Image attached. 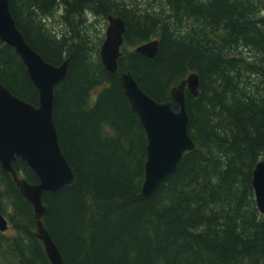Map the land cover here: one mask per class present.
<instances>
[{
	"label": "trees",
	"instance_id": "16d2710c",
	"mask_svg": "<svg viewBox=\"0 0 264 264\" xmlns=\"http://www.w3.org/2000/svg\"><path fill=\"white\" fill-rule=\"evenodd\" d=\"M10 10L48 62L69 60L54 121L74 181L43 195V221L66 264H264L253 185L264 158V0H11ZM109 14L126 21L116 74L100 56L98 18ZM152 39L154 58L135 52ZM127 71L175 110L172 88L200 77L198 96L186 90L197 147L149 197L141 196L148 139L120 80ZM0 81L39 105L26 65L1 39ZM14 166L39 182L23 159ZM0 209L13 230L0 231V264H52L33 205L1 163Z\"/></svg>",
	"mask_w": 264,
	"mask_h": 264
},
{
	"label": "water",
	"instance_id": "95a60500",
	"mask_svg": "<svg viewBox=\"0 0 264 264\" xmlns=\"http://www.w3.org/2000/svg\"><path fill=\"white\" fill-rule=\"evenodd\" d=\"M10 1L0 0V39L13 47L26 65L33 84L39 90V105L18 97L0 81V163L12 175L21 194L33 205L37 236L42 240L51 263L66 264L45 227L43 218L47 207L43 195L58 191L74 181V171L63 153L54 121L55 87L65 79L69 60L56 65L34 49L17 26ZM107 20L100 56L108 71L116 74L119 58L123 54L126 21L113 14H109ZM159 45V39H152L134 50L154 58ZM120 80L147 134V160L141 196L149 197L177 170L184 154L197 147L189 132L186 90L198 96L200 77L197 72H192L172 88L178 110L173 108L172 101L160 102L150 96L132 72H122ZM19 158L35 171L38 183H31L20 176L14 166ZM253 185L258 206L264 213V158L254 170ZM9 227V220L0 209V231L6 232Z\"/></svg>",
	"mask_w": 264,
	"mask_h": 264
},
{
	"label": "rangeland",
	"instance_id": "374dc122",
	"mask_svg": "<svg viewBox=\"0 0 264 264\" xmlns=\"http://www.w3.org/2000/svg\"><path fill=\"white\" fill-rule=\"evenodd\" d=\"M59 16H60V10L59 12L55 13L54 16H52V18L50 19L49 21V26L52 27L53 29H56L58 28L59 26ZM99 21H98V28L99 29H104V32H105V35H106V28H107V25H108V20L107 21H104L103 19L101 18H98ZM96 23H97V20H95ZM129 49H133V48H129ZM8 234H13V230L11 228L8 229Z\"/></svg>",
	"mask_w": 264,
	"mask_h": 264
},
{
	"label": "bare ground",
	"instance_id": "6f19581e",
	"mask_svg": "<svg viewBox=\"0 0 264 264\" xmlns=\"http://www.w3.org/2000/svg\"><path fill=\"white\" fill-rule=\"evenodd\" d=\"M173 97V96H172Z\"/></svg>",
	"mask_w": 264,
	"mask_h": 264
}]
</instances>
